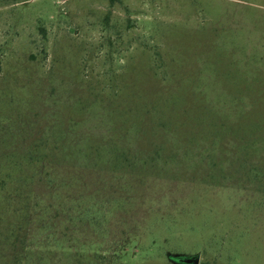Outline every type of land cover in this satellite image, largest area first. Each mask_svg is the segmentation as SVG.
Wrapping results in <instances>:
<instances>
[{
	"label": "rangeland",
	"instance_id": "obj_1",
	"mask_svg": "<svg viewBox=\"0 0 264 264\" xmlns=\"http://www.w3.org/2000/svg\"><path fill=\"white\" fill-rule=\"evenodd\" d=\"M264 264V0H0V264Z\"/></svg>",
	"mask_w": 264,
	"mask_h": 264
},
{
	"label": "water",
	"instance_id": "obj_2",
	"mask_svg": "<svg viewBox=\"0 0 264 264\" xmlns=\"http://www.w3.org/2000/svg\"><path fill=\"white\" fill-rule=\"evenodd\" d=\"M167 258L174 264H199V255L174 256V255L168 254Z\"/></svg>",
	"mask_w": 264,
	"mask_h": 264
}]
</instances>
